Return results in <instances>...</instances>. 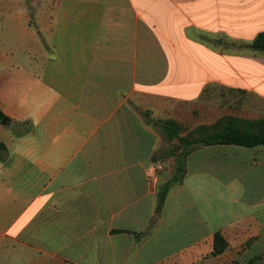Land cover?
I'll return each mask as SVG.
<instances>
[{
    "label": "crops",
    "instance_id": "crops-1",
    "mask_svg": "<svg viewBox=\"0 0 264 264\" xmlns=\"http://www.w3.org/2000/svg\"><path fill=\"white\" fill-rule=\"evenodd\" d=\"M261 32L264 0H0V264H264V146L192 151L156 212L158 123L264 98Z\"/></svg>",
    "mask_w": 264,
    "mask_h": 264
},
{
    "label": "trees",
    "instance_id": "trees-1",
    "mask_svg": "<svg viewBox=\"0 0 264 264\" xmlns=\"http://www.w3.org/2000/svg\"><path fill=\"white\" fill-rule=\"evenodd\" d=\"M254 52H264V32L258 33L252 42L246 45ZM207 90L203 89L200 97ZM5 116L0 112V121ZM162 132L169 141L176 140L182 150L176 156L174 172L171 177L159 186L157 195L156 212H159L169 191L179 185L185 174V159L194 150L214 145H234L244 148L264 146V120H242L233 116H224L212 125H200L185 136H180V127L174 121L158 123ZM5 150V145L0 141V153ZM140 236V234H136ZM227 243L224 238L216 233L214 236V254L225 250ZM255 259L245 264H254Z\"/></svg>",
    "mask_w": 264,
    "mask_h": 264
},
{
    "label": "rangeland",
    "instance_id": "rangeland-1",
    "mask_svg": "<svg viewBox=\"0 0 264 264\" xmlns=\"http://www.w3.org/2000/svg\"><path fill=\"white\" fill-rule=\"evenodd\" d=\"M29 10L30 17L33 18L34 9L31 8ZM211 43L213 48L222 54L227 53V48L230 44L229 41L226 40L221 41L220 45L214 41H211ZM233 46V49L235 46L243 48L242 51L245 50L244 48H247L242 44ZM247 49V51H252L249 48ZM247 79L251 83L259 82L261 79V73H248ZM198 106L199 109L196 110V114L188 118V120L181 125V132L183 131L184 134L183 136L200 126V124H198L199 120H206L207 118L212 121L214 116L215 119L216 116L221 115L222 117L233 116L242 120H264V98L254 92V90L252 91L245 88H233L224 85L217 86L212 84L208 85L205 93H203V95L199 98ZM163 136L167 142L166 151L168 153L165 162L169 167L168 171H170L172 175L176 163V156L180 153L182 147L179 146L176 140L169 141L165 134H163Z\"/></svg>",
    "mask_w": 264,
    "mask_h": 264
},
{
    "label": "built area",
    "instance_id": "built-area-1",
    "mask_svg": "<svg viewBox=\"0 0 264 264\" xmlns=\"http://www.w3.org/2000/svg\"><path fill=\"white\" fill-rule=\"evenodd\" d=\"M162 168H163L162 165H161V164H158V165L156 166V171H160Z\"/></svg>",
    "mask_w": 264,
    "mask_h": 264
},
{
    "label": "water",
    "instance_id": "water-1",
    "mask_svg": "<svg viewBox=\"0 0 264 264\" xmlns=\"http://www.w3.org/2000/svg\"><path fill=\"white\" fill-rule=\"evenodd\" d=\"M0 123H1L2 125H7V120L4 118V119L1 120Z\"/></svg>",
    "mask_w": 264,
    "mask_h": 264
}]
</instances>
